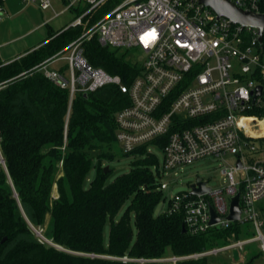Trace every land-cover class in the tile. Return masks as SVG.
<instances>
[{"label":"built area","instance_id":"built-area-1","mask_svg":"<svg viewBox=\"0 0 264 264\" xmlns=\"http://www.w3.org/2000/svg\"><path fill=\"white\" fill-rule=\"evenodd\" d=\"M5 1L0 0V22L7 14ZM25 1L53 13L43 24L74 11V18L58 33L82 26L79 35L33 69L68 90L69 108L77 93L94 92L106 85H115L126 94L127 103L114 114L116 141L125 153L142 145H147L150 153H155L154 148L161 150L157 166L160 190L169 186L160 177L183 165L204 158L222 161L219 172L223 185L213 188L204 180L208 191L192 194L189 189L176 193L168 198L170 205L164 211L182 212L186 231L193 235L234 222L241 228L248 223L254 230L252 237L231 238L222 246L158 258L71 251L46 238L41 229L28 222L37 239L115 264H177L227 249H242L251 241L259 242L264 252V212L259 206L264 200V115L259 114L264 109V29L259 39L256 27L218 16L198 0H62L59 10H55L54 0ZM229 1L242 10L264 14V0ZM110 3L113 4L105 9ZM98 13L101 14L95 19ZM93 38L103 46L137 48L138 55L132 61L140 64L139 72L125 82L120 75L90 64L84 56L83 43ZM257 86H261L258 95ZM162 139L159 146L156 141ZM0 168L17 198L1 138ZM237 193L240 217L228 220L230 202ZM210 207L220 218L213 225L208 224Z\"/></svg>","mask_w":264,"mask_h":264},{"label":"trees","instance_id":"trees-1","mask_svg":"<svg viewBox=\"0 0 264 264\" xmlns=\"http://www.w3.org/2000/svg\"><path fill=\"white\" fill-rule=\"evenodd\" d=\"M80 30L51 29L41 46L0 66L1 146L17 193L16 198L0 168V264H115L42 243L28 222L42 227L46 238L65 249L110 255H188L238 239L241 226L236 222L193 235L182 232V212L155 214L164 196L159 189V159L147 145L124 152L137 156L125 172L113 176L111 168L104 171L114 160V114L127 103L126 94L106 85L77 93L69 108L68 90L33 69ZM83 48L90 64L125 82L139 72L138 62L96 38L84 42ZM259 114L264 115V109ZM156 142L161 146L164 139ZM177 264H207V256Z\"/></svg>","mask_w":264,"mask_h":264},{"label":"rangeland","instance_id":"rangeland-1","mask_svg":"<svg viewBox=\"0 0 264 264\" xmlns=\"http://www.w3.org/2000/svg\"><path fill=\"white\" fill-rule=\"evenodd\" d=\"M60 6L59 0H54L55 10H59ZM4 7L8 13L4 15L0 22V58L15 57L20 53H24L29 48L38 45L48 37L49 27L42 25V23L52 16L53 13L50 10H41L36 3L25 0H7L4 2ZM74 16V11L65 12L51 19L49 25L55 32L57 29L68 24ZM78 27L82 29V26ZM119 53H124V55H127V58L132 60L138 55V50L134 47L129 49L122 48L119 49ZM59 64L64 65V62L60 61ZM112 148L115 156L114 160L108 162V167L111 168L109 170L110 173L116 176L125 172L132 163L131 159H136L137 156H124L125 153L117 141L112 144ZM154 152L159 159H162L161 150L154 148ZM220 165H222L221 160L204 158L183 165L177 168L176 172L173 171L161 176L160 179L169 183V186L163 190L164 198L156 206L155 214H159L165 210L169 197L179 192L189 191L190 184L197 176L208 181V184L213 188L223 185L224 181L219 172ZM259 206L264 207V200L259 203ZM36 228L43 231L42 227ZM108 230L109 227L106 225L104 229L105 239H107ZM262 231L264 232V228ZM253 235L254 230L251 228V225L248 223L243 224L239 232V238H249ZM170 255L172 254L167 252L163 257ZM160 264L172 263L163 261ZM207 264H264V252L260 249L259 242L251 241L242 249L232 248L216 255L207 256Z\"/></svg>","mask_w":264,"mask_h":264},{"label":"water","instance_id":"water-1","mask_svg":"<svg viewBox=\"0 0 264 264\" xmlns=\"http://www.w3.org/2000/svg\"><path fill=\"white\" fill-rule=\"evenodd\" d=\"M210 8H212L218 16H225L235 23H239L244 26L256 27L259 33V39L262 38V31L264 29V14L256 13L249 10H242L234 5L229 0H198ZM19 76V75H18ZM261 92V86H257L256 95ZM86 95V94H85ZM240 166V162L237 163ZM108 169V166L104 167V171ZM209 190L205 181L197 176L196 179L190 184V192L192 194H201ZM241 209L239 207V193L235 194L230 202L229 213L227 215L228 220H238L240 217ZM220 221V218L216 215L214 209L210 207V219L208 224L213 225ZM182 232H186L185 226H182Z\"/></svg>","mask_w":264,"mask_h":264},{"label":"crops","instance_id":"crops-1","mask_svg":"<svg viewBox=\"0 0 264 264\" xmlns=\"http://www.w3.org/2000/svg\"><path fill=\"white\" fill-rule=\"evenodd\" d=\"M61 1H62V0H59L60 3H61ZM6 12L8 13L7 10H6ZM42 25H45V26L49 27L48 31L52 29L51 26L49 25V23H47V24H43V23H42ZM40 26H41V25H40ZM58 30H59V29H57L56 31H58ZM47 39H48V37H47L46 39L42 40V42H40L38 45H36V46H34V47H32V48H29V49L26 50L24 53H20V54H18V55L15 56V57H9V58H6V59H2V58H0V62H1V63H4V64L10 63V62H12V61H14V60H16V59H18V58H20V57L26 55L27 53L33 51L34 49L38 48V47L41 46V45L44 43V41H46Z\"/></svg>","mask_w":264,"mask_h":264},{"label":"bare ground","instance_id":"bare-ground-1","mask_svg":"<svg viewBox=\"0 0 264 264\" xmlns=\"http://www.w3.org/2000/svg\"><path fill=\"white\" fill-rule=\"evenodd\" d=\"M261 123H264V121H263V122H261ZM262 126H263V128H264V124H263Z\"/></svg>","mask_w":264,"mask_h":264}]
</instances>
